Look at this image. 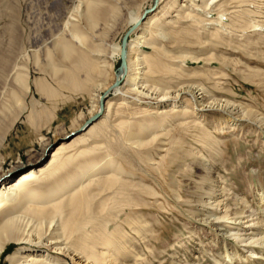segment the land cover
I'll list each match as a JSON object with an SVG mask.
<instances>
[{
  "label": "rangeland",
  "instance_id": "374dc122",
  "mask_svg": "<svg viewBox=\"0 0 264 264\" xmlns=\"http://www.w3.org/2000/svg\"><path fill=\"white\" fill-rule=\"evenodd\" d=\"M101 1L100 6L106 8L104 15L90 27L82 11L76 9L81 0H0V139L4 136L0 146V158L5 163V172L11 169V158L18 157V154L21 165L28 166L30 162L28 157L40 151V138L43 139L42 143L50 144L48 147L50 150L61 141H68L85 130L81 128L77 133H71L75 125L83 127L90 121L86 120L91 106L89 96L91 93L74 92L59 84L61 70L69 64L61 58L54 44L58 40L76 42L72 39L70 30L72 25H77L76 27L88 37L90 46L101 49L106 62L112 64L113 70L105 69L102 77L106 78V83H112L114 73L120 64L118 56L107 58L111 54L112 46L121 44L123 35L131 28L130 16L145 9L149 10L153 5L152 0ZM182 3L185 7L178 13L169 11L168 18L174 16L170 18L178 21L177 14L181 12L183 14L185 9L189 10V4ZM227 8L228 11L247 12L242 18L244 28L229 30L228 25L234 21L231 15L223 12L220 20L223 25H227L225 28H228V32L230 31V34L226 35L230 42L222 41L214 45L201 37L204 34L201 29L196 30L198 37L184 38L175 43L163 42L168 55L165 59L167 62L177 64L175 66L177 70L174 75H155L154 86L163 89L169 95L144 100L160 110L176 102L178 106L176 110L180 113L183 102L191 103L192 107L183 119L181 114L177 115L183 122L171 121L172 123L167 124L165 132L175 134L184 122L188 125L204 126L219 141L218 148L216 147L218 154L214 155L207 147L194 142L186 135L183 139L184 148L192 149L193 152L198 151L199 154L187 161L191 168L190 173L186 174L188 167L184 165L183 172L180 171V174L176 175L182 189L179 192L180 197L173 198L163 183L165 175L162 169L170 164L165 163L168 157L162 158L167 152H164L167 145L161 149L164 150L162 152L155 146L139 150L142 153L141 161L134 156L136 152L133 151H138L136 147H132L133 153L128 155L122 153L121 156L125 159L119 160L122 165H127L126 171L136 176H144L147 183L152 185L157 181L160 196L157 203L160 208H150L146 211L149 229L143 232L146 238L134 241L132 254L124 260L118 256L117 263L114 264H264L263 257H250L249 253L232 239L228 241L227 246L222 247L210 234L212 232L208 225L200 223L199 217L192 216L190 212V208L200 211L206 209H202L198 203L186 202L189 196L199 193L194 187L202 183L206 191L215 188L216 193L213 196L222 195L220 199L226 200L229 209L246 206L244 207L246 214H256L259 213L258 198L264 195V123L260 121L264 118V79L259 76L264 75V0H233ZM156 11L157 6L147 15H152ZM219 15L221 13L217 14L215 11L208 16L215 18ZM143 22L144 19L139 25ZM184 22V27L189 26L188 20ZM217 26L208 25L206 30L213 31ZM178 27L180 24L174 23L169 28L177 30ZM191 27L190 25L189 28ZM224 30V28L219 30V34H224ZM134 32L136 31L130 34L128 41L135 37ZM144 50L151 51L148 47H144ZM178 56L186 59L185 65L180 62L181 59L176 58ZM191 57H197L198 61H191ZM51 65L60 71L53 73ZM19 72L28 74L27 90L15 80ZM80 77L83 78V73ZM36 79L41 80L45 88L55 89L56 97L48 96L46 89H43V92L38 90L32 83ZM121 83L123 80L118 86L122 85ZM197 85L204 88L206 93L199 89L200 86L196 87ZM188 88H192L194 97L188 92ZM176 93L178 95L174 96ZM211 98L222 102L228 100L230 104L225 110L205 107L207 102L211 104ZM151 112L147 113V116L139 115L138 121L158 120L156 119L159 117L158 114ZM245 112L257 116H247ZM79 114L80 118L77 117ZM116 118L114 113L109 114L106 129L108 139L91 145L97 146L92 156L108 150L109 153L116 152L114 142L111 141L115 134L113 124ZM194 119L196 123L192 122ZM230 124L233 126L230 127ZM157 131L163 132L162 129ZM60 136L65 139L58 140ZM46 154L47 152L42 158L46 157ZM146 156H149L153 163L159 164L160 176L150 171L151 174L146 177L142 170H148L147 165L142 163V158ZM207 167H210L208 175ZM19 172L21 171L11 174L8 178ZM150 176H154L156 180ZM203 178L207 179L205 183L201 181ZM208 179L214 182L210 183ZM4 181L5 179H2L0 184ZM234 197L239 198L237 206L231 205ZM201 198L206 200L207 196L202 193ZM131 235L138 238L135 234ZM8 245L10 247L1 258L0 264H7L5 257L14 248L20 247L14 242ZM26 247L32 248L31 245ZM225 250L232 255L231 261L223 257ZM47 252L56 255L51 250ZM60 256L68 264H77L79 261L69 255ZM80 264L91 263L81 261Z\"/></svg>",
  "mask_w": 264,
  "mask_h": 264
},
{
  "label": "bare ground",
  "instance_id": "6f19581e",
  "mask_svg": "<svg viewBox=\"0 0 264 264\" xmlns=\"http://www.w3.org/2000/svg\"><path fill=\"white\" fill-rule=\"evenodd\" d=\"M231 1L233 0H182L189 4V10L185 9L183 14L182 12L177 14L181 16L178 17V21L171 19L174 16L168 18L167 14L171 10L178 13L185 7L180 0H152V3H156L158 11L147 15L148 13L144 14L147 11L145 9L144 13L131 14L129 25L134 27L135 37L126 44L123 71L118 75L114 73L112 83H106V78H102L105 69L113 70L112 64L106 62L101 49L90 46L88 37L76 27L77 25H72L70 30L71 37L76 42L58 40L54 44L61 58L69 64L61 70L59 84L74 92L91 93L89 95L91 106L86 121L98 114L99 116L82 133L68 141H61L50 150H48L50 144L42 143L43 139L40 138V151L28 157V161L30 160L28 166L21 165L18 154V157L11 158V169L5 172V163L0 158V181L5 179L0 184V260L9 249L8 244L13 242L20 247L14 248L5 257L7 264H68L60 255L79 259L77 264L81 261L91 264H114L117 263L118 256L124 260L132 254L131 248L135 247L133 242L140 238L145 239L143 232L149 230L146 211L150 208H160L157 203L159 184L155 181L157 186L152 185L147 183L144 176H136L126 171L127 165H122L119 160L124 158L121 156L122 153L128 155L136 152L134 156L141 161L142 153L139 150L155 146L162 152L164 150L161 149L167 145V150L164 151L167 152L162 158L168 157L165 163L170 164L162 169L165 175L163 183L173 198H179L182 189L176 175L180 174V171L183 172L184 165L188 167L186 174L190 173L191 168L187 161L199 154L198 151L193 152L192 149L184 148L183 139L186 135L194 142L207 147L214 155L218 154L219 141L204 126L188 125L184 122L175 134L165 132L167 124L169 125L171 121H181L177 115L181 114L182 119L186 116L192 107L191 103L183 102L180 113L176 110L178 108L176 102L160 110L144 101L151 100L152 97L164 98L169 95L163 89L154 86L155 75L175 74L177 70L175 69L177 64L166 61L168 55L163 42L175 43L184 38L198 37L197 29L204 32L201 36L204 40L214 45L222 41L230 42L226 38V35L230 34L227 29H243L242 18L247 14L245 11H228L227 7ZM101 2L81 0L76 8L82 11L90 27L104 15L106 8L100 6ZM215 11L221 15L215 18L208 16ZM223 12L231 15L234 21L228 28H225L227 25H223L220 20ZM143 19V24L139 25ZM185 20H188L191 28L183 26ZM174 23L180 24L177 30L169 28ZM213 24H217V28L212 27L213 31L206 30V26ZM223 28L224 34L220 35L219 30ZM144 47L150 48L151 51L147 52ZM49 52L50 50L47 51V55ZM120 52L121 45H113L107 58L119 57ZM176 58L181 59L180 62L185 65L184 57ZM190 60L197 62L198 58L191 57ZM50 67L53 73L60 71L55 66ZM81 73L83 78L80 77ZM259 76L264 79V75ZM15 80L25 90L28 89L27 72L17 73ZM116 80H123V83L112 89ZM32 83L42 92L46 89L48 96L56 97L55 89L45 88L41 80L36 79ZM199 89L206 93L204 88ZM188 92L194 97L192 88H188ZM177 95L178 93L174 96ZM100 101L103 104L102 109ZM223 101L211 98V104L207 102L205 107L225 110L230 101ZM151 111L158 114L159 117L156 118L158 120L138 121L139 115L144 116ZM110 113L117 116L113 124L115 134L111 140L114 142L116 152L109 153L108 150L92 156L97 146L91 145L108 139L106 129ZM245 114L257 116L250 112ZM77 117L80 118L81 115ZM195 121L196 119L192 122L196 123ZM260 121L264 123V118ZM231 126L233 125L230 124ZM81 128L82 125H75L70 132L77 133ZM158 129H162L163 132H158ZM57 139L64 140L65 137L60 136ZM3 140L4 136L0 139V146ZM132 147H136L138 151L132 152ZM45 152H48L46 159L42 158ZM128 160L127 157V163ZM142 163L146 164L149 170L142 169L146 177L151 174L150 171L160 176L159 164L153 163L149 156L143 157ZM18 171L21 172L8 178ZM209 171L210 167H207L206 175ZM150 177L156 180L154 176ZM201 181L205 183L207 179L203 178ZM208 181L214 182L211 179ZM194 188L199 190V193L189 196L186 202L198 203L206 210L190 208V212L192 216L199 217L200 223L208 225L212 232L210 234L219 241V244L222 247L227 246L228 241L232 239L235 244L243 247L250 257L264 258V195L258 198L259 213L246 214L244 211L246 206L239 207L240 204L237 209H229L226 200L220 199L222 195L213 196L216 193L215 188L206 191L202 183ZM202 193L207 196L206 200L201 198ZM238 199L232 198L231 205L237 206ZM28 204L31 205L28 207ZM247 231L250 233L246 234ZM27 245H31L32 248L26 247ZM48 250L55 252L56 255L47 252ZM223 257L230 261L233 258L226 250Z\"/></svg>",
  "mask_w": 264,
  "mask_h": 264
},
{
  "label": "water",
  "instance_id": "95a60500",
  "mask_svg": "<svg viewBox=\"0 0 264 264\" xmlns=\"http://www.w3.org/2000/svg\"><path fill=\"white\" fill-rule=\"evenodd\" d=\"M155 8H156V3L154 2L153 6L149 10H147L144 14L153 12L155 10ZM133 31H134V27L132 26L122 37L121 44H120L121 45V52H120V56H119L120 57V64H119V66L116 69V74L117 75L120 74L123 71V68H124V65H125V59H124L125 47H126V44L128 43V37L130 36V34ZM119 84H120V81L116 80L111 88L114 89ZM102 107H103V104H102V101H100V109H102ZM98 116H99V114L96 117L91 118L90 121L86 122L84 124V126L82 127V130L87 128V126H89L93 121H95L98 118ZM46 158H47V155H46L45 159Z\"/></svg>",
  "mask_w": 264,
  "mask_h": 264
}]
</instances>
